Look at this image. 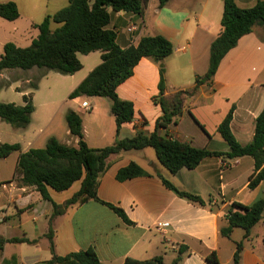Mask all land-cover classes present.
I'll return each mask as SVG.
<instances>
[{
  "label": "crops",
  "instance_id": "obj_1",
  "mask_svg": "<svg viewBox=\"0 0 264 264\" xmlns=\"http://www.w3.org/2000/svg\"><path fill=\"white\" fill-rule=\"evenodd\" d=\"M233 1L237 7L246 9L262 0ZM7 2L16 4L19 17L11 22L0 18V57L6 43L28 47L39 34L36 25L46 16L69 5L68 0H0V3ZM222 13L223 0H169L161 8L159 0H149L142 16L111 13L107 29L115 32L119 47L135 46L142 37L159 35L172 44L173 52L160 63L142 59L134 67L132 76L117 87L119 99L132 103L135 110L132 121L123 124L118 134L112 115L107 120L96 116L86 122L83 119L82 114L86 110L82 104H89L91 110L88 113H91L96 109L99 97L92 98L90 102L83 100L85 97L72 99L80 101L76 103L77 109L72 110L82 119L87 146L102 148L137 133L150 135L156 131L160 136L194 148L224 154L229 152V146L218 132V126L230 111L234 138L241 145L250 143L255 120L264 108V28L254 27L251 33L241 37L222 59L213 78L196 84V79L207 73L210 46L221 32ZM130 26L134 27L132 32L127 31ZM50 28L55 29L52 25ZM78 59L82 69L71 76L61 75L56 81L59 85H71L67 89V99L101 63V54H79ZM161 70L165 85L162 97L168 105L176 92L193 91L184 100L181 114L166 127L157 126L162 116L156 100ZM33 71L38 70H6L0 75V92L13 89L17 95L20 103L13 104L23 106V97L32 96L35 110L31 122L26 128L17 129L23 133V138H27V142H17L22 152L37 148L35 144L41 134L49 131L57 116L52 110L60 94L57 87L45 91L41 103L46 110L45 124L37 136L34 132L35 137L32 138L29 129L40 104L39 80L52 72L47 71L37 81L36 89H32ZM8 75L16 77L9 79ZM65 114V139L55 135L54 138L75 147L78 139L70 135ZM10 157L14 159L15 168L3 173L0 170V238L25 239L27 242L4 243L0 248V264H45L52 257L46 237L52 205L42 199L34 187L21 183L15 175L18 153L2 160ZM131 162L145 174L119 181L118 172ZM106 164L99 177L97 198L121 209L132 224H126L112 209L98 201L70 206L52 221L56 256L92 248L101 264H123L127 258L148 260L159 256L164 264H170L179 247L184 246L186 249L179 264H209L205 256L212 252L218 264H232L236 244L241 242L239 264H264V212L261 221L246 238L241 228L233 229L229 237L220 232L228 224L226 217L232 204L251 206L263 193V183L255 189L248 187L249 177L254 171L251 157H207L196 168L181 169L175 175L159 164L152 148L120 152L110 156ZM161 178L181 191L199 196L204 205L179 198L163 184ZM80 185V181L75 182L63 192L48 188V194L53 203L62 205L78 192ZM259 224L262 228L255 231ZM235 235L239 237L235 238Z\"/></svg>",
  "mask_w": 264,
  "mask_h": 264
},
{
  "label": "trees",
  "instance_id": "obj_2",
  "mask_svg": "<svg viewBox=\"0 0 264 264\" xmlns=\"http://www.w3.org/2000/svg\"><path fill=\"white\" fill-rule=\"evenodd\" d=\"M69 5L58 12L48 15L36 25L39 34L32 43L25 48L6 43L0 57V75L6 70L28 71L33 68L39 70L38 80L47 71L64 76H71L82 69L78 55H88L100 52L101 63L96 66L87 77L69 94L68 99L80 97L106 98L110 101V113L114 118L116 134L121 126L132 121L135 110L132 103L119 99L117 87L130 78L134 67L144 58L160 63L173 52L172 44L162 36L142 37L137 45L121 48L116 42L115 32L108 30L111 13H130L138 16L144 14L149 0H68ZM169 0H159V8ZM19 11L15 3H0V18L15 21ZM58 27L51 30V24ZM221 32L211 43L209 66L203 77L196 79V84L210 81L215 75L219 64L225 55L233 49L239 39L251 33L254 27L264 28V0L254 6L241 9L233 0H223L221 18ZM163 71H160L158 83L159 103L162 116L157 121L158 127H166L174 117L182 111L184 100L193 91H179L172 95L168 105L162 97L164 92ZM36 89V84L31 86ZM23 106L13 103L0 102V121L13 129H24L31 122L34 112L31 94L23 97ZM232 111L219 124L218 132L229 146L228 153H211L197 149L189 144L171 140L160 136L156 131L150 135L137 133L131 138L116 140L112 145L102 148H89L84 141L82 119L73 110L65 114V122L72 137L78 139L77 145L69 146L50 138L45 147L31 148L22 152L18 143L1 144L0 160L18 153L15 175L25 186H32L52 205L49 218V231L46 234L52 254L45 264H101L96 252L92 248L81 250L60 257L53 251L52 221L64 211L74 205L86 203L90 200L98 201L112 209L126 224L132 223L125 213L114 206L101 202L97 198V188L100 175L106 169V161L120 152L152 148L160 165L170 174L175 175L181 169L192 170L199 163L212 156L224 155L228 159L248 156L254 161V171L249 177V189H255L260 183L264 184V108L255 120L254 134L250 143L239 144L234 138L230 123ZM145 174L139 166L131 162L117 174L119 181ZM81 182L80 189L62 205L53 203L48 194V188L56 192L68 190L73 183ZM163 184L179 198L191 203L204 205L197 196L174 187L169 181L161 178ZM2 183L0 182V185ZM264 212V189L261 197L251 206L232 204L227 213V226L220 230L221 235L229 237L233 229L241 228L246 238L250 230L261 221ZM27 242L25 239L5 240L0 238V248L6 243ZM264 243V239H263ZM185 247H179L177 256L170 264H179ZM242 243L236 244L232 264H239ZM209 264H218L214 252L205 256ZM123 264H164L162 257L148 260L127 258Z\"/></svg>",
  "mask_w": 264,
  "mask_h": 264
},
{
  "label": "rangeland",
  "instance_id": "obj_3",
  "mask_svg": "<svg viewBox=\"0 0 264 264\" xmlns=\"http://www.w3.org/2000/svg\"><path fill=\"white\" fill-rule=\"evenodd\" d=\"M51 25L55 29L58 27V25H56L54 23H52ZM81 56H83V55H81ZM31 76L32 77H31L30 87L32 85L38 83L39 81H41L40 82L41 92H40V95L38 97L40 99V100L38 99L40 101V104H39L40 106L37 105V111H36L35 115L32 117L33 121H32V125L30 127L31 129H29V132L32 133V138L35 137L34 132L36 133V136H37L39 133V129L41 127H43V125L45 124L46 110L44 107H42V104H41L44 101L43 96L45 94V91L52 88V87H54V88L57 87V89L60 90V94L56 98L57 104L53 107V110H52V111H56L57 116L55 117L53 124L49 128V131H45V133L41 134L39 141L37 142V144H35L37 148H43V147H45L49 137L54 138L55 136H57V137H60L61 140L65 139L64 130H63V126L65 125V123L63 120V115H64V113H67V111H69V110L77 109L76 103L80 102V101L75 102L73 100L66 98V95H67L66 93H69V92H67L68 91L67 89L71 85L70 84L59 85L56 81L58 79H60V77H61L60 74H57L55 72H49L48 76H44L45 78H43L42 80L40 79L39 81H38V77L40 76L39 70L33 71ZM15 77H16L15 75H10V76L8 75L9 79H14ZM64 91H66L65 94H64ZM64 97H65V102H63ZM83 100H85L86 102H90L92 100V98L90 99V98L85 97V98H83ZM98 100H99L98 101L99 103L93 112L88 113V111H85L82 114V117H83V119H85V122L87 119H89L92 116L104 118L106 120L111 118V113H110L111 103H110V101L106 98H99ZM2 101L3 102H9V103H12V102L20 103V102H18L19 100H18L17 95L13 89H8L6 92H4V91L0 92V102L3 103ZM54 129H56V130L54 132H52L51 130H54ZM51 133H54V134L52 136L48 137L47 135H50ZM22 134L23 133H21L20 131L13 129L8 124L0 121V145L1 144H13V143H17V142H27V138H23ZM14 168H15V163H14L13 157H10L6 161H3V160L0 161V170L2 173H3V171L13 170ZM261 228L262 227L259 224L255 227V231H258ZM239 232H242V231L239 229ZM237 237H239V236L235 235V238H237Z\"/></svg>",
  "mask_w": 264,
  "mask_h": 264
},
{
  "label": "built area",
  "instance_id": "obj_4",
  "mask_svg": "<svg viewBox=\"0 0 264 264\" xmlns=\"http://www.w3.org/2000/svg\"><path fill=\"white\" fill-rule=\"evenodd\" d=\"M134 30V27L133 26H130L127 28V31L129 32H132ZM82 108L85 109L86 111H90L91 110V106L87 103H83L82 104ZM162 226H165V225H162Z\"/></svg>",
  "mask_w": 264,
  "mask_h": 264
}]
</instances>
